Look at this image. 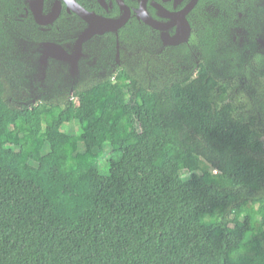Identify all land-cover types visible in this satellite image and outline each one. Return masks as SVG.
<instances>
[{"label": "trees", "instance_id": "16d2710c", "mask_svg": "<svg viewBox=\"0 0 264 264\" xmlns=\"http://www.w3.org/2000/svg\"><path fill=\"white\" fill-rule=\"evenodd\" d=\"M11 2L0 0V264H264L261 90L227 102L204 69L154 88L122 71L19 102L30 87L8 53ZM55 136L65 143L50 148Z\"/></svg>", "mask_w": 264, "mask_h": 264}, {"label": "flooded vegetation", "instance_id": "af4514ba", "mask_svg": "<svg viewBox=\"0 0 264 264\" xmlns=\"http://www.w3.org/2000/svg\"><path fill=\"white\" fill-rule=\"evenodd\" d=\"M11 1L2 18L14 31L8 53L19 86L30 87L19 102L90 75L116 82L122 71L141 72L154 88L204 69L205 85L226 87L227 102L264 94V0Z\"/></svg>", "mask_w": 264, "mask_h": 264}, {"label": "rangeland", "instance_id": "374dc122", "mask_svg": "<svg viewBox=\"0 0 264 264\" xmlns=\"http://www.w3.org/2000/svg\"><path fill=\"white\" fill-rule=\"evenodd\" d=\"M252 90H253V88H252ZM247 93H249V92L248 91H245V95ZM67 127H68V130L70 132L75 133V127H74L73 124H70ZM116 134H117V130L116 129L115 130L114 129L113 130H110L108 132V138H109V140L110 141H114L116 139ZM64 143H65V139L63 137L55 136L54 138L51 139L49 146H50V148H56V147H60ZM86 145L88 147H90L91 146V142L90 141L86 142ZM83 149H84V145H79L78 146V150L83 151ZM109 153H110V147L107 144V145L104 146V157L102 158V161L105 159V157H107V155ZM120 156H121V154L118 153V152L112 153L110 155V159H111L112 163L117 162L120 159ZM9 164H10V166L12 168H15V169L18 168V156L16 154H11L10 155ZM34 173H35L34 166L29 165V167H27V169H26V174L33 175ZM189 175L190 174L188 172H182L181 173V179L182 180H186L189 177ZM233 219H234V217H233ZM232 225H233V223H231V226Z\"/></svg>", "mask_w": 264, "mask_h": 264}, {"label": "water", "instance_id": "95a60500", "mask_svg": "<svg viewBox=\"0 0 264 264\" xmlns=\"http://www.w3.org/2000/svg\"><path fill=\"white\" fill-rule=\"evenodd\" d=\"M76 58V57H75ZM75 58H73V60H75ZM34 102V101H33Z\"/></svg>", "mask_w": 264, "mask_h": 264}]
</instances>
